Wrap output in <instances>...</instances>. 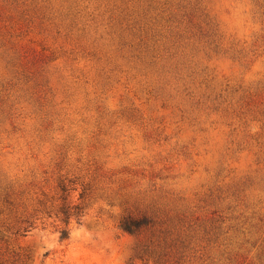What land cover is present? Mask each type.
I'll use <instances>...</instances> for the list:
<instances>
[{
	"label": "rangeland",
	"instance_id": "rangeland-1",
	"mask_svg": "<svg viewBox=\"0 0 264 264\" xmlns=\"http://www.w3.org/2000/svg\"><path fill=\"white\" fill-rule=\"evenodd\" d=\"M0 264H264V0H0Z\"/></svg>",
	"mask_w": 264,
	"mask_h": 264
},
{
	"label": "trees",
	"instance_id": "trees-1",
	"mask_svg": "<svg viewBox=\"0 0 264 264\" xmlns=\"http://www.w3.org/2000/svg\"><path fill=\"white\" fill-rule=\"evenodd\" d=\"M66 214H68V213H66ZM121 228H122L123 230L129 231V232L131 231L130 226L127 225L125 222L122 223ZM67 237H68V230H67V229H63V230L61 231V238H62V239H66Z\"/></svg>",
	"mask_w": 264,
	"mask_h": 264
}]
</instances>
